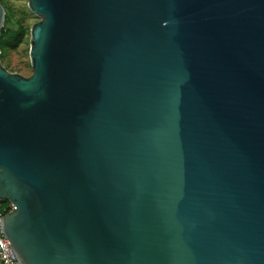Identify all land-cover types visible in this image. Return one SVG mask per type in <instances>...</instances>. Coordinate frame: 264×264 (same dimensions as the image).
<instances>
[{
    "label": "water",
    "instance_id": "95a60500",
    "mask_svg": "<svg viewBox=\"0 0 264 264\" xmlns=\"http://www.w3.org/2000/svg\"><path fill=\"white\" fill-rule=\"evenodd\" d=\"M27 6L32 73L0 58L21 264H264V0Z\"/></svg>",
    "mask_w": 264,
    "mask_h": 264
},
{
    "label": "rangeland",
    "instance_id": "374dc122",
    "mask_svg": "<svg viewBox=\"0 0 264 264\" xmlns=\"http://www.w3.org/2000/svg\"><path fill=\"white\" fill-rule=\"evenodd\" d=\"M11 8L14 9L18 15L25 13V24L29 26L36 22L39 17L27 8V0H5ZM9 26L16 27V20L11 19ZM29 33L27 34L24 42L16 49L9 51L6 56L2 59V63L7 67L9 71L18 72L23 75H30L32 69L29 62Z\"/></svg>",
    "mask_w": 264,
    "mask_h": 264
},
{
    "label": "trees",
    "instance_id": "16d2710c",
    "mask_svg": "<svg viewBox=\"0 0 264 264\" xmlns=\"http://www.w3.org/2000/svg\"><path fill=\"white\" fill-rule=\"evenodd\" d=\"M0 2L5 9L4 25L0 33V58L2 60L9 51L16 50L24 42L30 26L25 24L24 12L17 16L14 9L5 0H0ZM11 19L16 20V27L9 26ZM0 208H4L5 212H8L10 202L8 200L0 201Z\"/></svg>",
    "mask_w": 264,
    "mask_h": 264
},
{
    "label": "built area",
    "instance_id": "2783aa9c",
    "mask_svg": "<svg viewBox=\"0 0 264 264\" xmlns=\"http://www.w3.org/2000/svg\"><path fill=\"white\" fill-rule=\"evenodd\" d=\"M11 209V204H10ZM4 208H0V264H21L16 251L2 228V217L6 214Z\"/></svg>",
    "mask_w": 264,
    "mask_h": 264
}]
</instances>
